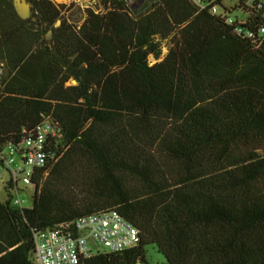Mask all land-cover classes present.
Segmentation results:
<instances>
[{"label": "trees", "instance_id": "16d2710c", "mask_svg": "<svg viewBox=\"0 0 264 264\" xmlns=\"http://www.w3.org/2000/svg\"><path fill=\"white\" fill-rule=\"evenodd\" d=\"M31 2L23 20L0 0V148L48 117L60 158L30 206L0 200V264H34L36 232L105 211L139 242L84 264H148L147 245L164 264H264V34L190 0H98L81 23Z\"/></svg>", "mask_w": 264, "mask_h": 264}, {"label": "built area", "instance_id": "2783aa9c", "mask_svg": "<svg viewBox=\"0 0 264 264\" xmlns=\"http://www.w3.org/2000/svg\"><path fill=\"white\" fill-rule=\"evenodd\" d=\"M199 10H206L231 26L233 32L247 39L262 40L264 25L255 32L241 15L244 10L264 16V0H190ZM245 24H249L247 27ZM257 35V36H256ZM4 65L0 62V81ZM20 140L0 148V181L6 199L25 207L24 190L32 187L36 174L48 163L60 158L54 150L58 129L46 117L32 129H23ZM139 242L138 229L116 211L98 212L74 221L62 222L34 234V264H84L100 250L121 252ZM94 247V248H93ZM97 248V249H96Z\"/></svg>", "mask_w": 264, "mask_h": 264}, {"label": "rangeland", "instance_id": "374dc122", "mask_svg": "<svg viewBox=\"0 0 264 264\" xmlns=\"http://www.w3.org/2000/svg\"><path fill=\"white\" fill-rule=\"evenodd\" d=\"M56 4H64L63 14L69 16V18L77 23H81L85 17V9L88 7L98 9V0H53ZM150 0H127L131 8H139L145 5ZM32 15V14H31ZM60 21V20H59ZM60 23V22H59ZM59 25V24H58ZM46 38H51V32L46 34ZM169 43L167 40L161 42V54L156 60L153 56L148 57L149 63H153L161 60L168 51ZM70 83V82H69ZM33 193V188L28 187L27 190L23 192L22 198L25 200L26 206L31 205V195ZM6 194L4 191L3 182L0 181V200H5ZM94 248V247H93ZM97 249V248H96ZM146 258L148 264H164L163 257L159 254L155 246H146Z\"/></svg>", "mask_w": 264, "mask_h": 264}, {"label": "water", "instance_id": "95a60500", "mask_svg": "<svg viewBox=\"0 0 264 264\" xmlns=\"http://www.w3.org/2000/svg\"><path fill=\"white\" fill-rule=\"evenodd\" d=\"M13 7L16 14L23 20L29 19L33 11L31 0H13ZM59 20L55 22V26L59 24Z\"/></svg>", "mask_w": 264, "mask_h": 264}]
</instances>
